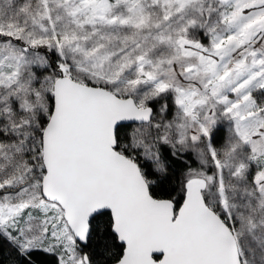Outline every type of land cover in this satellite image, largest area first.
Masks as SVG:
<instances>
[{
    "label": "rangeland",
    "instance_id": "rangeland-1",
    "mask_svg": "<svg viewBox=\"0 0 264 264\" xmlns=\"http://www.w3.org/2000/svg\"><path fill=\"white\" fill-rule=\"evenodd\" d=\"M121 29L123 45L111 43ZM0 34L1 62L13 60L21 80L30 68L11 45L18 40L36 48L30 65L45 50L66 48L91 68L82 69L96 85L131 93L140 107L159 102L153 123L197 160L191 173L208 180V204L234 231L243 264H264V243L254 259L242 248L254 230L264 241V0H9L0 8ZM44 90L26 95L33 113L43 107ZM219 126L227 138L217 149L212 134ZM136 132L143 154L159 161L153 139ZM18 143L0 144V229L23 249L58 252L61 264H89L63 209L42 196L30 143L26 150Z\"/></svg>",
    "mask_w": 264,
    "mask_h": 264
},
{
    "label": "water",
    "instance_id": "water-1",
    "mask_svg": "<svg viewBox=\"0 0 264 264\" xmlns=\"http://www.w3.org/2000/svg\"><path fill=\"white\" fill-rule=\"evenodd\" d=\"M52 96L42 132L41 191L63 209L79 244L87 242L91 220L110 212L124 244L114 264H243L234 231L206 203V179L186 182L175 214L174 202L154 198L138 164L115 149L117 128L150 123L152 105L140 107L131 96L64 73L53 81Z\"/></svg>",
    "mask_w": 264,
    "mask_h": 264
},
{
    "label": "trees",
    "instance_id": "trees-1",
    "mask_svg": "<svg viewBox=\"0 0 264 264\" xmlns=\"http://www.w3.org/2000/svg\"><path fill=\"white\" fill-rule=\"evenodd\" d=\"M8 1L0 0V8L8 7ZM51 8L52 14L55 17V12L59 9V5H57V9L52 6ZM58 24L65 27L63 22ZM116 35L122 36L121 39H112L111 43L115 41L116 45H123L127 29H121L120 34L119 31H116ZM0 40H2L1 34ZM21 43L18 40L17 43H11V45L20 54L21 61L25 60V65L30 68L29 72L24 71V80H21L13 60H8L12 64L10 67V64L4 66L2 63L4 59L1 62L0 58V73H6V76H0V87L4 89L0 92V144L7 145L19 141L18 144L24 143L22 149L26 150V143H30L29 150H33L32 156L37 160V162L35 161V165L37 163V169L43 176L42 132L53 109L52 90L49 89L52 80L65 71L74 80L94 86L99 85H96L98 81L88 73L92 72L91 68L81 67L75 59L70 57V52L66 48L63 50L64 53H59L56 50H45L41 54L42 60L36 66V64H28V61L32 59L31 56L36 54L34 49H29L27 53L23 52L21 50ZM108 46L109 49L113 50L111 44ZM41 50L44 51L42 48ZM10 57L13 56L11 55ZM82 68L88 69L86 70L88 72H84ZM47 77H49V81L46 84ZM100 83L102 84L99 87H104L102 86L103 82L100 81ZM24 85L28 87L27 93L29 94L30 92L34 93L45 89L43 107L42 109L39 108L37 113H33L32 104L27 102V93L25 95L22 92ZM126 95L130 96L131 93H125L123 97H127ZM119 96L122 97L120 93ZM32 103L35 104L36 99H32ZM151 105L154 107V116L151 123L125 124L117 128L115 149L138 164L149 184L151 195L156 199H166L174 202L175 214H177L184 199L185 184L189 179L194 178L191 172L196 169L198 162L192 153H181L172 141L162 134L160 128V125L162 127L161 122H158L159 125L153 123L155 117L159 115V102H152ZM171 105L172 102L168 106L169 111H171ZM22 127L24 128V132H20V129H18ZM138 127L142 129V132H140L141 136H145L147 141H149L148 139H153L159 161L153 160V158L150 159L143 154L144 146L141 145L139 139H136ZM17 133L22 138H17ZM226 138V128L223 126L217 127L212 134L213 146L217 149L222 148ZM135 142L139 144H134ZM206 192L207 188L203 194L208 204L209 198ZM209 206L217 212L216 208L211 205ZM220 216L223 218L221 214ZM227 224L229 225V223ZM244 241L245 244L242 248H244L246 258L254 259L263 252V236L258 230L250 233ZM77 247L86 256L89 264H114L122 257L124 244L118 240V237L113 232V219L110 212H103L91 220L90 234L87 242L85 244H78ZM257 252L258 254H256ZM0 264H61V262L58 252L38 247L23 249L18 242L11 241L10 236H7L0 229Z\"/></svg>",
    "mask_w": 264,
    "mask_h": 264
},
{
    "label": "flooded vegetation",
    "instance_id": "flooded-vegetation-1",
    "mask_svg": "<svg viewBox=\"0 0 264 264\" xmlns=\"http://www.w3.org/2000/svg\"><path fill=\"white\" fill-rule=\"evenodd\" d=\"M149 105H151V103L149 104ZM148 106V105H147ZM154 108V107H153Z\"/></svg>",
    "mask_w": 264,
    "mask_h": 264
}]
</instances>
